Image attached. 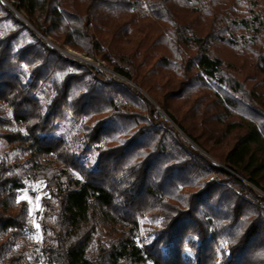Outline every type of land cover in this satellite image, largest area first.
Segmentation results:
<instances>
[{"label": "trees", "instance_id": "trees-1", "mask_svg": "<svg viewBox=\"0 0 264 264\" xmlns=\"http://www.w3.org/2000/svg\"><path fill=\"white\" fill-rule=\"evenodd\" d=\"M67 114L95 166L56 134ZM1 141L21 158L0 159V264L30 228L20 171L50 195L46 264H264V6L0 0Z\"/></svg>", "mask_w": 264, "mask_h": 264}, {"label": "rangeland", "instance_id": "rangeland-1", "mask_svg": "<svg viewBox=\"0 0 264 264\" xmlns=\"http://www.w3.org/2000/svg\"><path fill=\"white\" fill-rule=\"evenodd\" d=\"M261 6H264V0H256ZM23 19L24 16L19 14ZM49 43L50 40L47 39ZM51 45L58 50L62 51L64 54L69 56L70 58H75L79 61L84 63L92 64L96 67L99 71L103 72L105 77L108 79H122L117 73L113 72V69L107 67L106 64L94 62L90 58L85 57L84 55L72 51L69 48L60 49L55 44L51 43ZM58 136H65L76 148L78 151L81 159L84 161L85 164L89 166H95L97 160V153L95 151H91L90 153L85 152L83 150L84 146L81 141L80 136V128L79 123L71 117L70 114L66 115V118L59 124L57 133ZM8 159L10 162H16L20 160L21 154L18 152H11L8 150L6 143L1 141L0 143V159ZM28 166H26L27 168ZM19 174L22 176L23 180L25 181V188L21 190L19 200L27 202L30 208V228L26 232V235L22 241L16 243V245L12 249L13 255H16L20 258L21 264H46L45 260L41 256V244L43 240V236L41 234V226H40V219L42 217V199L49 198V193L46 189V184L42 182H34L30 180L27 175L20 171ZM259 194L264 195L263 192L258 191ZM162 220L161 219H144L141 221V231L143 239H150L151 237L155 236L156 230L160 228ZM111 241L110 236H106L102 233H94L93 239L90 241L89 245L87 246L86 250V257L90 261H94L98 256L99 245L108 244Z\"/></svg>", "mask_w": 264, "mask_h": 264}]
</instances>
